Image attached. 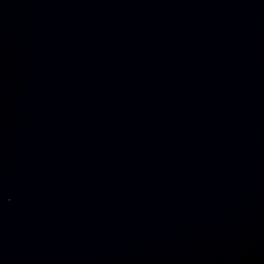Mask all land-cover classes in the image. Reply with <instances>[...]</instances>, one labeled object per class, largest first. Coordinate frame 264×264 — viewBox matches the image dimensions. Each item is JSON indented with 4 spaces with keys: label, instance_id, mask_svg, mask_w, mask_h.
<instances>
[{
    "label": "water",
    "instance_id": "water-1",
    "mask_svg": "<svg viewBox=\"0 0 264 264\" xmlns=\"http://www.w3.org/2000/svg\"><path fill=\"white\" fill-rule=\"evenodd\" d=\"M0 264H264V0H0Z\"/></svg>",
    "mask_w": 264,
    "mask_h": 264
}]
</instances>
